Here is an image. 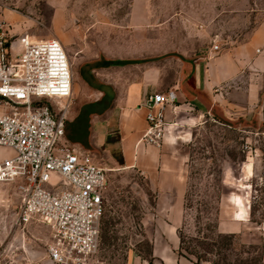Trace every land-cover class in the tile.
I'll return each instance as SVG.
<instances>
[{
	"label": "rangeland",
	"instance_id": "374dc122",
	"mask_svg": "<svg viewBox=\"0 0 264 264\" xmlns=\"http://www.w3.org/2000/svg\"><path fill=\"white\" fill-rule=\"evenodd\" d=\"M0 24L10 38L57 39L68 55L73 73L70 106L62 111L59 104H48L54 115L65 117L69 143L107 170L95 259L101 264H134L140 257V262L152 264V231L144 224L156 203L153 178L137 168L117 166L97 149L96 125L146 72L158 69L172 81L203 46L217 41L225 49L248 41L264 25V0H0ZM188 148L180 253L199 263L264 264V122L241 126L200 119ZM13 156L11 149L0 147V162ZM237 197L252 223L246 236L218 229ZM21 205L18 185L0 184L6 260L52 264L51 229L36 222L19 226Z\"/></svg>",
	"mask_w": 264,
	"mask_h": 264
},
{
	"label": "built area",
	"instance_id": "2783aa9c",
	"mask_svg": "<svg viewBox=\"0 0 264 264\" xmlns=\"http://www.w3.org/2000/svg\"><path fill=\"white\" fill-rule=\"evenodd\" d=\"M212 50L220 47L214 44ZM72 92V67L59 40L10 38L0 24V147L14 152L0 162V184L18 185L19 226L36 222L51 229L52 264H101L95 257L107 170L69 143L65 117L54 115L48 104L55 102L66 111ZM177 100L173 91L147 97L142 104L148 123L144 144H163L165 111ZM3 246L0 237V264H10Z\"/></svg>",
	"mask_w": 264,
	"mask_h": 264
},
{
	"label": "crops",
	"instance_id": "0c3cea01",
	"mask_svg": "<svg viewBox=\"0 0 264 264\" xmlns=\"http://www.w3.org/2000/svg\"><path fill=\"white\" fill-rule=\"evenodd\" d=\"M168 91L175 92L178 100L166 108L163 144L146 145L142 137L148 128L147 111L142 104L149 95ZM203 118L241 126L264 122V25L243 44L220 48L219 52L213 51L212 45L203 46L172 81L164 79L158 69L146 72L128 85L109 117L96 125L97 149L114 159L117 166L137 168L153 178L156 203L144 224L152 231V264H211L180 255L188 143L192 128ZM251 225L248 210L237 197L233 211L219 221L218 229L224 234L246 236ZM140 260L137 257L134 264H151Z\"/></svg>",
	"mask_w": 264,
	"mask_h": 264
},
{
	"label": "water",
	"instance_id": "95a60500",
	"mask_svg": "<svg viewBox=\"0 0 264 264\" xmlns=\"http://www.w3.org/2000/svg\"><path fill=\"white\" fill-rule=\"evenodd\" d=\"M10 73H13V71H11Z\"/></svg>",
	"mask_w": 264,
	"mask_h": 264
},
{
	"label": "trees",
	"instance_id": "16d2710c",
	"mask_svg": "<svg viewBox=\"0 0 264 264\" xmlns=\"http://www.w3.org/2000/svg\"><path fill=\"white\" fill-rule=\"evenodd\" d=\"M180 255H182V254L180 253Z\"/></svg>",
	"mask_w": 264,
	"mask_h": 264
}]
</instances>
